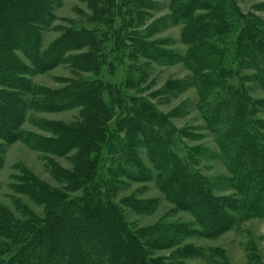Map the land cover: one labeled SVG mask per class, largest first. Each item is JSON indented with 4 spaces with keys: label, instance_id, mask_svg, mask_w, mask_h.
<instances>
[{
    "label": "trees",
    "instance_id": "trees-1",
    "mask_svg": "<svg viewBox=\"0 0 264 264\" xmlns=\"http://www.w3.org/2000/svg\"><path fill=\"white\" fill-rule=\"evenodd\" d=\"M93 1L99 3L102 0ZM218 2L219 7H215L207 0H191L189 4L177 6L173 17L189 25V42L200 40L202 44L212 46L208 41L212 35H237L234 44L240 59L239 65H249L256 70L258 79L264 85L263 34L255 30L240 14L233 0ZM53 6V0H0V139L6 143L22 139L36 150L58 156L76 150L72 156L73 168L67 169L55 162L51 163L56 178L64 184L62 189L52 187L29 172L21 176L15 185V191L27 195L38 205H44L45 209L39 215L17 201V208L23 216L17 217L12 211L0 208V264H188L186 260L198 256L200 252L196 247L180 245L184 239L198 233L197 230H191L185 224L134 229L124 211L112 201L111 192L105 190L101 193L104 186L99 182L98 176L100 144L107 139V123L112 116V105H119L120 101L115 99L113 86L110 85L111 89L107 85L109 97L106 99L102 96V88L105 86L102 83L73 82L60 91H49L35 88L22 76L30 69L19 61L18 52L31 58L36 67L45 66L41 58V35L53 19ZM93 7L97 14H106L108 9H99L96 4ZM194 9L211 10L213 20L195 18L192 16ZM84 45L97 48L99 42L95 36L83 33V30H68L63 36V43L52 48L53 54L44 55L46 61L62 59L68 49ZM143 53L148 59L158 63L162 59L166 63L173 62L176 58L163 50ZM94 55L89 52L74 59V62L81 69L85 67L99 73L101 68L94 62ZM183 58L189 61L193 58V62L188 63L189 67L195 74L197 83L205 91L236 88L228 86L223 80L213 78V75L202 74L204 70L210 69L218 71L223 78L225 72L226 75L233 72L230 69L225 71L226 54L223 50L203 49L194 44L189 55ZM142 79L145 78L139 77V81ZM131 103L127 110L123 106L133 114L124 120L123 129L128 131L125 148L138 174L135 175L128 167L121 165H118L116 174L133 180H149L150 174L141 163V158L137 157L138 153L136 154L139 148L145 147L150 151L149 156L155 168L163 173L156 177L159 187L166 194L173 193V201L179 207L184 205L194 213L201 227V235L215 236L232 227L235 222L227 210L239 211L243 206L240 201H227L226 198L212 195L204 179L190 172L179 159L171 160L169 149L161 137L153 133L162 122L152 106L141 98H134ZM227 103L228 100L219 102L213 108L214 115ZM251 104L242 97L235 100L231 109L241 125L222 134L229 141L241 139L238 146L240 153L246 155L247 165L260 163L259 169L254 170L255 174L249 173L245 177L249 178L250 183L255 180L259 182L257 188L255 187L258 194L256 198L254 196L249 207L257 212H264V152L254 131L262 123L255 122L245 114L252 112ZM74 107L81 108L82 120L76 125L56 122L44 124L54 134L49 138L37 134H23L19 130L25 119L26 109L62 111ZM3 147L0 144V152ZM115 163L114 161L113 164ZM244 179L242 185L246 186ZM115 183L114 179L108 186L112 188ZM104 185L106 186L105 183ZM245 186H237L239 190L244 189V192L240 190L244 195L249 193L245 191ZM78 191H82V195L73 196ZM98 194L101 196H97ZM139 204L134 202L127 205L134 211L141 212L151 206L149 201ZM165 248H174L170 257H153L154 250Z\"/></svg>",
    "mask_w": 264,
    "mask_h": 264
},
{
    "label": "rangeland",
    "instance_id": "rangeland-1",
    "mask_svg": "<svg viewBox=\"0 0 264 264\" xmlns=\"http://www.w3.org/2000/svg\"><path fill=\"white\" fill-rule=\"evenodd\" d=\"M53 1V19L41 35V58L45 66L36 67L33 60L21 52L17 56L30 69L22 76L37 89L60 91L73 82L102 83L105 85L102 96L108 99V90L113 86L115 99L120 101L119 105H112V116L107 123V139L100 144L98 176L99 182L104 186L101 193L105 190L111 192L112 201L124 211L134 229L185 224L191 230H197L198 233L187 237L180 245L196 247L200 252L198 256L188 258V264H264V212H257L249 207L258 194L256 185L259 182L255 180L250 183L249 178L245 177L249 173L255 174L254 170L259 169L260 163L247 165L246 155L240 153L238 146L241 139L229 141L222 134L240 124L231 109L235 100L241 97L248 99L252 103V112L245 114L255 122L262 123L254 131L264 152V85L258 79L256 70L249 65H239L240 59L234 44L237 35H212L208 38L212 46L202 44L200 40L189 42V25L174 18L173 13L177 6L189 4L191 0H102L99 3L93 0ZM207 2L215 7L220 5L218 0ZM233 2L240 14L264 36V0ZM93 4L98 5L99 9L108 8L106 14L95 13ZM211 12L208 9H194L192 16L213 20ZM68 30H83V33L92 34L98 39V47L84 45L68 49L62 59L46 61L44 53L52 55V48L63 43V36ZM194 44L203 49L223 50L226 54L225 71L230 69L237 73L226 75L225 72V77L222 78L218 71L206 69L201 72L203 75H213V78L236 88L205 91L197 83L195 74L189 67L193 58L190 61L183 58L189 55ZM158 50L167 51L176 58L173 62L166 63L162 59L158 63L148 59L143 53H155ZM89 52L95 54L94 62L101 68L99 73L85 67L81 69L74 62V59ZM139 77L145 79L139 81ZM238 88H242V92ZM237 89L239 92L235 91ZM134 98L143 99L160 118L162 125L157 126L153 133L161 137L171 153V160L179 159L190 172L204 179L212 195L226 198L227 201L237 200L243 205L239 211L227 210L235 222L228 230L211 237L199 233L201 227L194 213L184 205L179 207L173 201V193L166 194L159 187L156 177L163 173L155 168L147 148H139L136 154L147 168L149 180H133L116 174L118 165L126 166L130 172L138 174L125 148L128 131L123 129L124 120L133 115L126 110L132 105L131 100ZM222 100H228V103L221 111L215 112V116L213 108ZM123 106H126V110ZM80 111V107L62 111L26 109L25 119L19 130L23 134L49 138L54 134L44 124L56 122L76 125L82 120ZM0 144L4 146L0 152V208H6L21 217L16 204L20 201L33 212L42 215L45 206L38 205L27 195L15 191V185L25 172H29L54 188H64V184L56 178L51 163L55 162L67 169L73 168L72 156L76 150L58 156L36 150L22 139L8 143L0 139ZM114 179L116 183L111 188L108 185ZM242 179L246 180L247 187L242 185ZM237 186H245V191L249 193L244 195L241 193L244 189L240 191ZM100 194L97 196H101ZM76 195H82V191L73 194ZM147 201L151 206L142 212L134 211L127 205ZM173 249H156L153 257H170Z\"/></svg>",
    "mask_w": 264,
    "mask_h": 264
}]
</instances>
